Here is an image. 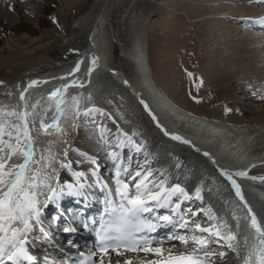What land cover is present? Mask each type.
Instances as JSON below:
<instances>
[{
	"label": "bare ground",
	"instance_id": "obj_1",
	"mask_svg": "<svg viewBox=\"0 0 264 264\" xmlns=\"http://www.w3.org/2000/svg\"><path fill=\"white\" fill-rule=\"evenodd\" d=\"M8 1L12 2L9 3L12 5L10 9L17 13L18 18L17 22L5 21L4 11L9 8H4L3 0H0V28L10 33L0 40V125L20 124L17 116L28 114L27 128L34 151L32 159L40 161L29 167L43 168L46 175H52L53 187L57 181L61 186L75 184L73 171L89 174L86 182L82 180L86 183L81 190L82 195L64 194L46 207L57 203L64 208H78L77 215L81 219L84 212L92 215L107 206L106 192L101 185L107 184L114 194L115 169L107 153L117 151L122 158H132L133 168L137 164L145 165L156 175L162 172L160 178L166 179L169 185L183 187L191 197L181 204L185 219H195L202 226L216 224L222 234L231 232L236 235L237 241L233 243L238 242L241 257L238 258L236 252L220 240L210 245L214 252L225 253L222 258L213 255L211 260L214 264H242V257L257 243L258 237L255 229L247 223L249 214L241 208L244 202L261 214L264 222V116L257 118L251 112L247 115L252 118L247 117L237 123L209 119L185 109L165 91L153 66L149 43L151 15L160 0H74L78 13L70 16L68 23L64 22V12L58 1L32 0L40 7L41 16L47 17H41L37 27L28 23L29 10L26 6L23 8L21 0H7L6 3ZM224 1L227 4H221L213 17L219 20L216 24L221 27L220 20L226 18L222 34L231 43L230 46L227 44L229 47L226 45L229 49L224 55L234 54L231 58L227 56L233 77L236 82L243 81L247 77L244 73H247L250 78L264 79V49H259L264 46V37L250 34L264 32V23L257 22L264 19V11H248V6L234 7L235 0ZM246 1L250 6L254 3L255 6L264 5L260 0ZM55 12H58L64 33L58 32L51 23L50 15ZM234 21L238 24L248 21L246 28L249 31L234 28ZM32 81L37 83L29 87ZM57 90L59 95L50 98ZM61 100L62 112L57 108V102ZM97 109L106 110L111 115L109 119L115 120L117 129L110 137L105 135L109 142L106 145L100 138L105 125L101 126L87 143L86 151H78L74 146L78 137L76 123L87 122L90 125L98 113L94 111ZM261 110L257 108L258 116ZM10 112L17 115L9 116ZM56 119H59L58 128L45 131L41 127L43 120L48 125ZM7 130L16 135L15 129L8 127ZM120 133L130 136L140 151L129 145L127 138ZM118 135L125 142L122 148L115 147ZM173 135L181 137V140L172 139ZM21 141H24L23 132ZM82 153L96 158L100 183H96L97 178L89 172L96 165ZM22 162L23 157L17 155L9 164ZM68 162H71L70 170L61 167V163ZM240 172L246 175H237ZM237 179L248 183L244 190L245 201L236 195L232 181ZM88 184L92 186L87 187ZM44 200L45 196H40L42 205ZM43 210L44 207L41 212ZM153 210V221L159 230L158 241L163 242L153 247L169 248L174 253L183 251L185 245L180 240L169 238L191 235V230L159 226L161 222L155 217L170 214L169 210ZM189 210L198 215L191 216ZM209 210L216 219H208ZM80 224H71L70 228L74 227V230L68 234L56 235L57 241L50 252L44 251L43 246L30 250L36 258L35 264H61L72 246H83V241H89L83 230H76ZM72 235L74 239L70 240ZM53 253L58 255L59 262ZM145 256L144 252L133 257L113 253L104 256V264H109V261L111 264H124L126 258L134 260L133 264H141ZM147 259L156 257L148 253Z\"/></svg>",
	"mask_w": 264,
	"mask_h": 264
},
{
	"label": "snow or ice",
	"instance_id": "obj_2",
	"mask_svg": "<svg viewBox=\"0 0 264 264\" xmlns=\"http://www.w3.org/2000/svg\"><path fill=\"white\" fill-rule=\"evenodd\" d=\"M264 2V0H260ZM264 23V19L257 21ZM95 63V61H93ZM79 70L77 66L76 71ZM191 75V74H189ZM32 81L29 87L36 84ZM59 90L53 92L50 98L57 97ZM21 99H24L23 94ZM63 101L57 102L58 111H63L60 105ZM141 103H144L141 101ZM147 108V105H144ZM95 111H99L98 109ZM9 116L17 115L14 112L8 113ZM27 113H20L17 119L20 124L11 126L0 125V264H35L36 258L30 253L27 245L30 243L29 235L41 224V208L46 207L48 203L58 200L62 195H82V189L86 187L88 173L82 171H73L72 175L75 178V184L68 183L61 186L57 181L56 187L51 183L53 176L46 175L43 168L29 167L30 164H39L40 161H33L34 151L32 150V138L27 128ZM155 119V117H153ZM59 119L53 121L52 124L45 125L41 122V127L47 131L48 128H58ZM8 127L15 129L16 135L7 130ZM21 132H23L24 141H21ZM167 134V133H165ZM127 138L129 145H134V141L126 133H120ZM117 137L115 143L116 148L125 146L124 140ZM100 138L109 144L105 132H101ZM174 140H181L179 136H172ZM188 143V141H183ZM111 146V145H109ZM136 151H140L138 145H134ZM7 153L4 155V153ZM21 155L23 162L20 164H9L13 156ZM88 161L96 165L89 172L92 177H96V183H100L99 166L95 157H88ZM207 155V153H205ZM67 156V152H65ZM107 156L113 161L114 165V182L115 190L108 187L107 184H102L101 188L106 192L105 203L107 207L105 212L109 218L100 223L98 235L102 246L100 252L104 255L100 257V264H104V256L109 253V246L104 245L105 241H113L111 250L117 255H123L124 252H144L146 256L142 258L141 264H214L211 260L213 255L223 257L224 252L216 253L213 251L211 244L219 243L224 240L227 247L233 252H236L237 257H241L238 251L239 244L233 243L237 241L235 234L229 232L227 235L222 234L220 226L211 224L202 226L195 219H185L181 212V204L184 200L190 199V195L180 185H169L166 179H161L163 176L156 175L150 167L137 164L132 167V158H122L120 152H108ZM43 159V157L41 158ZM61 167L71 169V162L61 163ZM54 171V169H53ZM224 175L228 176L227 173ZM244 176V172L237 173ZM231 179V176H228ZM85 181V182H82ZM236 188V195L243 200L239 185L232 181ZM92 185L88 184L87 187ZM40 196H45L43 205L40 201ZM199 198V189L196 193ZM247 207V204H245ZM168 209L170 214L157 215L155 220L161 222L159 226H173L181 229H190L191 235L175 236L181 241L185 248L183 251L174 253L169 248L160 246L162 241H153L147 236L140 235L145 231H155L158 224L148 220L146 213H151L153 209ZM249 213L252 209L248 208ZM191 216L198 215L196 212H191ZM209 220L216 219L211 214L207 213ZM191 226V228H190ZM251 227L258 233L257 243L251 246V250L242 257V264H264V231L255 216H251ZM74 229L65 228L64 231H73ZM43 233V228L40 229ZM45 235H47L45 233ZM245 245L247 241L245 240ZM123 248L124 252L120 249ZM152 253L156 259H147V254ZM87 259H91L88 257ZM111 264V261H109ZM119 264V262H118ZM124 264H132L130 259H125Z\"/></svg>",
	"mask_w": 264,
	"mask_h": 264
},
{
	"label": "rangeland",
	"instance_id": "obj_3",
	"mask_svg": "<svg viewBox=\"0 0 264 264\" xmlns=\"http://www.w3.org/2000/svg\"><path fill=\"white\" fill-rule=\"evenodd\" d=\"M6 1L3 0L2 5L4 8L7 6L9 10L5 9L3 19L8 20L7 22H17V13L10 9L12 5L9 3L12 2ZM56 1L64 12L65 23L70 21V16L77 15L78 9L74 0ZM223 1L160 0L150 20V56L161 85L185 109L209 119L237 123L243 122L247 117L252 118L247 115L251 112L257 115V118L264 116V79L250 78L247 73H244L247 77L242 79L243 81L236 82L233 77L231 73L233 68L227 61L234 54L224 55L231 43L226 41L222 34L226 18L220 20L219 23L223 25L221 27L216 24L219 20L213 17L217 14V8H221V4L226 2ZM234 2L236 3L232 4L234 7L248 6V11H264V5L255 6L254 3L250 6L246 0ZM20 4L23 8L24 6L28 8V23L32 26L37 27L41 17L47 18L46 15L41 16L40 7L32 0H21ZM50 20L58 32H65L58 12L50 15ZM247 24L248 21L242 24L232 22L234 28L249 31L246 28ZM9 34L0 28V40H4ZM250 34L264 37V32L261 31ZM259 49L263 50L264 46L261 45ZM258 107L262 109L259 116L256 111ZM92 120L93 123L90 125L87 122L76 123L78 137L74 146L78 151H86L87 143L101 126L105 125L104 132L107 137L117 129L115 124L107 128L106 124L94 123L97 118Z\"/></svg>",
	"mask_w": 264,
	"mask_h": 264
}]
</instances>
